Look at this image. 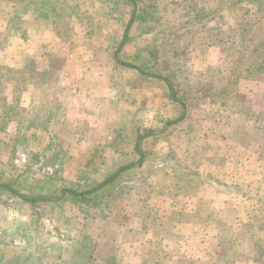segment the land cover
Instances as JSON below:
<instances>
[{"label": "rangeland", "instance_id": "rangeland-1", "mask_svg": "<svg viewBox=\"0 0 264 264\" xmlns=\"http://www.w3.org/2000/svg\"><path fill=\"white\" fill-rule=\"evenodd\" d=\"M47 1L50 22L41 18L46 11L34 12L27 0L0 2V10L14 15L0 31V89H5L0 93V114L3 97L19 115L0 129V184L13 183L14 190L27 195L60 196L64 187L86 190L136 157L132 149L140 132L157 131L141 144L146 163L100 191V205L90 209L89 216L68 197L51 206H31L0 193V264H264V74L240 80L234 93L241 102L238 108L253 110L251 128L247 116L229 117V101L235 105L236 99L216 94L222 86L217 71L233 75L241 57L237 49L250 50L264 39V0L222 3V24L213 22L191 33L186 74L175 81L176 90L189 91L187 114L164 133V123L181 119L182 105L172 101L161 80L127 66L143 63L139 48L155 35L139 37L135 26L117 51L132 3ZM4 16L0 22L5 24ZM22 34L31 35L28 43ZM231 44L235 51H230ZM180 92L178 98L184 100ZM29 118H37L44 127L21 142L16 125ZM169 145L178 148L176 157L194 172L185 171L192 182L181 192L196 190L199 167L207 177L233 183L227 186H249L241 189L249 196L236 200L237 211L233 201L220 210L222 220L231 223L236 216L239 233L223 232L220 242L224 240L225 247L217 250L210 244L204 259H197L194 240L177 249L169 246L165 199L158 216V204L148 200L158 190L140 189L143 182L158 177V189L172 185L174 178L161 179L164 173H154L151 167L163 164L161 154ZM155 150L159 151L149 153ZM126 153L130 155L124 157ZM208 154V160L199 163ZM175 162L170 160L176 176L182 168ZM225 163L228 177L210 169ZM200 207L205 210L207 205Z\"/></svg>", "mask_w": 264, "mask_h": 264}, {"label": "trees", "instance_id": "trees-1", "mask_svg": "<svg viewBox=\"0 0 264 264\" xmlns=\"http://www.w3.org/2000/svg\"><path fill=\"white\" fill-rule=\"evenodd\" d=\"M127 1L132 3L133 12L129 23L125 28L124 37L120 42L117 51L119 52L122 50L128 40V34L130 30L135 26L140 29L139 37H142L143 35L146 36L147 34L155 35L152 42L142 44V46L139 48L140 54L143 55V63L140 66L133 64H128L127 66L138 70L142 75L148 76L149 78L161 80L165 85L166 90L169 91L172 101L174 103L178 102L181 104L184 111L181 114V119L179 118L176 120H169L164 123V126L167 127V129L163 131L164 133L168 129H171V127L175 128L187 114L185 108H188L189 105L185 101L187 100L186 95L189 93V91L185 90L180 92L179 90H176L175 81L177 76H182L184 78V75L186 74L184 72V66L189 62V39L193 36L191 33L198 30H204L213 22L222 24L224 20L223 12L226 9L223 4H226L227 2L229 4L239 3L241 0H199L201 1V4H197L196 0H172L171 2L166 3H162V0ZM249 1L257 2L259 0ZM49 3L50 1L46 2V0H28V5L34 6V12H39L40 10L46 11L41 13V18L47 22H50L51 19L47 15L48 12L45 9V6H47ZM63 3L64 1L62 2V9ZM52 12L55 15L59 14L58 11L55 12L52 10ZM176 15H180V17L176 18ZM160 34L162 36H160ZM239 36L242 37V33L239 34ZM21 38H26L25 34H22ZM182 39L184 40V47L182 46ZM242 41L244 40L242 39ZM231 45L230 51H235V45ZM254 45V48L250 50L246 49L242 51L237 49V52L241 55V57L237 61V64L232 68L233 71L231 73H233V75H226L220 70L217 71L218 74H221L219 77V82L222 86H220V89L216 92V94H221L222 98H230L232 100L236 99L235 105L228 100L230 114L229 117L232 118L234 114L240 115V118L247 116L245 122L248 124L249 128L255 126L250 122L252 119L253 110L250 112L242 105L238 108V104L241 102L239 99H237V96L234 95V93L237 91L240 80H253V77L257 72L264 74V39L260 43ZM181 55H183L182 58H180ZM189 89L192 91L191 87H189ZM4 90V88H1L0 93ZM179 92L183 93L185 97L184 100L178 98ZM204 94L206 93H203V95ZM1 100L2 113L0 114V129L3 130L8 126L9 123H11V121H17L16 118L19 115L13 111L12 106L9 105L7 101H5V98L1 97ZM37 127H44L43 122H40L37 118L20 120L16 125V129L19 131L21 136L20 138H17V140H20L21 142L28 141V139L32 137L28 136V134L31 131H34ZM154 131L157 130H150L145 133L140 132V134H138L136 137L135 145L132 149V152L136 157H132L131 159H128V162L122 163L118 170L111 173L96 186L88 187L86 190H77L64 187L61 189L60 196H49L19 194V192L13 189V183H2L0 184V193H9L10 197H16L23 203L29 204L31 206H38L40 204L51 206L53 204H57L60 199L68 197L69 201L75 205H78L85 215L89 216L92 214L90 209H98L100 205V202H98V193L100 191L107 189L111 184L115 183L117 179L120 178V176H123L124 173L137 171V169L144 164L146 156L141 150V144L146 137L155 134L156 132ZM177 149L178 148L169 145L166 154H161V160H163L164 165H167L170 164V160L173 158L177 161L175 162L177 164L176 166L182 168L181 174L178 173L176 176L174 175V177H172V179L174 178L173 180L188 179L186 177L185 171L188 173L194 172H191L188 167H185L182 164L183 160H180V158L176 157ZM123 155L124 157H128L130 154L126 153ZM155 161L158 162L159 159L157 158ZM153 162L154 161L148 160V164ZM156 165L153 164L151 167L153 168ZM196 175L200 177L198 173ZM132 176L134 179L135 175ZM140 186V189H143V187L146 186V182H143ZM236 191L240 193L241 189H236ZM222 243L226 242L222 240Z\"/></svg>", "mask_w": 264, "mask_h": 264}, {"label": "crops", "instance_id": "crops-1", "mask_svg": "<svg viewBox=\"0 0 264 264\" xmlns=\"http://www.w3.org/2000/svg\"><path fill=\"white\" fill-rule=\"evenodd\" d=\"M1 1L5 2L7 0H0V2ZM30 6L33 8L34 11V6L32 5ZM12 12H13L12 10L9 11L3 8L2 10H0V16L1 14H3L5 15L4 18L6 19L5 24L3 21L2 23L0 22V31L1 29L3 30V28H6L8 26L9 21L11 22L12 19L14 18ZM45 33L47 35V32ZM30 37L31 35H29V38ZM26 38H21L24 41V43L29 42V38L27 39ZM44 59H47L46 56H44ZM88 74H90V72H88ZM157 151L159 150H155L149 153L153 155ZM208 158H209V154L202 157V159L200 158L199 163L208 160ZM209 160L210 162L212 161L211 158ZM184 166L188 167V169L190 170V166L187 165ZM154 169L155 170L152 169L154 173L156 172L164 173V176H162L161 179H163V177L165 178L167 177L169 180L175 175V172H173L174 167L171 164H167V165L158 164L155 166ZM210 169L216 172L217 174H220L221 177H228L229 174L231 173L229 169H226V163L223 166L222 164L220 166L218 165L212 166ZM197 173L200 175L197 183L198 186L196 190L192 193L181 192L183 189L186 188L187 190H189L188 188L190 187L189 184H191L192 182V180L189 179L174 180L172 182V185H170L171 182H168L167 184L168 186H166L165 188L158 189L157 186L159 185L158 183L160 178L156 176L158 178L152 180V182H149L147 180L145 187L147 190L150 191L158 190V192L156 193V197L158 199L160 198L159 200L155 199L156 198L155 196L153 198L152 195L150 199H148L150 204L151 203L153 204V202L158 204V205L155 204L157 205L156 212H158V216L159 213L161 212L160 204L162 203L164 204L163 198L165 199V203H166L165 215H167V217L164 220V229L166 227V230H169L170 232V233L167 232L169 233L167 234L169 246L172 244L174 245V248L172 249H177L180 246L187 244V242H191L194 240V250L196 249L197 259H204L203 257L205 258L207 257V251L210 244H215V248L217 250H219L222 247H225V244L220 242V235H222L223 232L230 231L232 234L239 233L238 229H236L238 226L237 222L239 221L236 218V216L235 218H233V221L231 223L228 220L223 221L222 219L219 218L221 214L220 210L224 208L223 207L224 204L226 205L229 201H233L234 209L235 211H237L236 208L238 204H236V200L245 201V199L248 198L249 195L246 192V190L249 189V186H238V185L235 187L227 186L229 185V183L230 185H233V183L226 182V180L224 182L219 181L217 179L218 177L217 178L207 177L204 174V172H202L200 167L197 169ZM224 183H228V184H224ZM225 187L227 188L228 193L225 191ZM244 187H246L245 188L246 190L240 193L236 191V189H243ZM206 190L210 193H207ZM222 195H226V196L228 195L229 197ZM240 199H244V200H240ZM145 200L142 201L144 202ZM203 203L207 205L205 210H201L200 207ZM244 218L247 219V217Z\"/></svg>", "mask_w": 264, "mask_h": 264}]
</instances>
